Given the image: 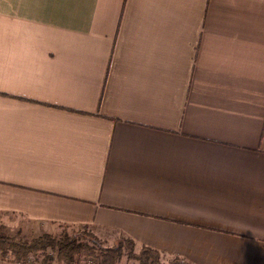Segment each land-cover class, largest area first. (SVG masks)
Listing matches in <instances>:
<instances>
[{
    "label": "crops",
    "instance_id": "1",
    "mask_svg": "<svg viewBox=\"0 0 264 264\" xmlns=\"http://www.w3.org/2000/svg\"><path fill=\"white\" fill-rule=\"evenodd\" d=\"M0 213L264 264V0H0Z\"/></svg>",
    "mask_w": 264,
    "mask_h": 264
},
{
    "label": "trees",
    "instance_id": "2",
    "mask_svg": "<svg viewBox=\"0 0 264 264\" xmlns=\"http://www.w3.org/2000/svg\"><path fill=\"white\" fill-rule=\"evenodd\" d=\"M87 226V225H86ZM126 243L127 256L133 259V264H187L177 256L168 257L164 262L161 252L146 245H137L131 238L123 237ZM137 247V253L134 248ZM55 253V257L62 264H78L80 259L91 257L98 264H116L122 255L121 246L102 247L96 240L85 239L76 241L68 235L51 236L41 233L30 239H22L14 235L0 232V250L2 258L10 256L20 264H26L30 254L44 253L46 250ZM0 264H2L0 262Z\"/></svg>",
    "mask_w": 264,
    "mask_h": 264
},
{
    "label": "rangeland",
    "instance_id": "3",
    "mask_svg": "<svg viewBox=\"0 0 264 264\" xmlns=\"http://www.w3.org/2000/svg\"><path fill=\"white\" fill-rule=\"evenodd\" d=\"M0 232L7 233L9 235H14L19 238L30 239L41 233H49L51 236L58 235H68L73 237L76 241H85V239L96 240L102 247H111L120 245L122 255L117 260L116 264H133L134 260L129 259L127 256L128 249L126 250V243L123 239V235L120 233L105 228H97L91 225H64L56 224L53 227H49L48 231H37L36 229H31L27 224L18 217L8 214L0 213ZM138 248H134V252L137 253ZM168 257L162 256L161 260L166 261ZM88 260H92L91 264H98L97 261L91 257L81 258L78 264H88ZM0 262L2 264H20L16 260H12L10 256L2 258L0 250ZM26 264H62L55 257V253L50 250H46L44 253L38 252L37 254H30Z\"/></svg>",
    "mask_w": 264,
    "mask_h": 264
},
{
    "label": "built area",
    "instance_id": "4",
    "mask_svg": "<svg viewBox=\"0 0 264 264\" xmlns=\"http://www.w3.org/2000/svg\"><path fill=\"white\" fill-rule=\"evenodd\" d=\"M93 261L92 260H88V264H91Z\"/></svg>",
    "mask_w": 264,
    "mask_h": 264
}]
</instances>
